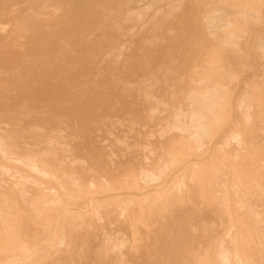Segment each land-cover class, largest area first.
Returning <instances> with one entry per match:
<instances>
[{
    "label": "bare ground",
    "instance_id": "obj_1",
    "mask_svg": "<svg viewBox=\"0 0 264 264\" xmlns=\"http://www.w3.org/2000/svg\"><path fill=\"white\" fill-rule=\"evenodd\" d=\"M59 8L8 33L32 66L0 98V264H264V28L150 43Z\"/></svg>",
    "mask_w": 264,
    "mask_h": 264
},
{
    "label": "rangeland",
    "instance_id": "obj_2",
    "mask_svg": "<svg viewBox=\"0 0 264 264\" xmlns=\"http://www.w3.org/2000/svg\"><path fill=\"white\" fill-rule=\"evenodd\" d=\"M29 1L37 2V0H0V36L3 38H0V98L3 96L4 91L8 89L11 90L14 85L16 86H14L16 90L13 88L11 91H22L27 89L23 81L25 82L24 75L26 73L30 74L31 72V69L28 68L32 66V58L30 60L26 59V51L22 52V50L25 49L19 48L16 44L10 45L11 40L9 39L8 33H11L10 31L13 30L15 32L12 31V34L15 35L16 33L18 34L17 31L24 30V27H27L26 29L29 27L27 33H24L26 29L23 32L24 35H29L30 32L35 35L39 34L38 31H36V23L34 22L41 23L42 18H44L42 14L33 15L32 19L34 22L32 20L30 24L24 21V9ZM257 2L263 6L262 11L256 13L255 18H253L256 21H251L248 26L243 24V21L247 18L237 13L238 8H230L225 0H55V3L60 5L58 12H56L58 17H51L50 19H52L54 25L58 22L57 26L70 27L77 32L76 34L80 35H90L94 30H96L97 34H101L102 31L104 32L106 29L116 31L121 29L122 26H125L128 28L130 34H136L137 36L143 32V34L140 35L148 37L147 39H138V41H151L150 43H177L181 39L175 36L186 34L194 37L188 39L189 43H194L212 41L207 38V35L211 34L215 29H218L220 25L229 24L231 27H236L238 25L239 27L237 26L236 28L240 30L247 29L253 32H256L259 28H264V0H257ZM218 4H220L219 9L225 11L218 19L220 22L215 18V15H210L211 11L216 9ZM50 8L52 7L47 6L44 11ZM12 21L13 25L11 24ZM17 21L20 22L18 23ZM43 21H46V19L44 18L42 22ZM213 21L216 22L213 24ZM26 24L29 26H26ZM17 28L19 29L17 30ZM235 31L237 32L238 30L236 29ZM19 33V36L23 35L22 32ZM70 34L73 35V31H71ZM203 36L205 38H203ZM21 38L22 37H20V39ZM244 40L246 41L248 39L244 38ZM252 40L251 38L248 41ZM39 41L41 42L42 40ZM30 46L32 47L33 44ZM9 51L12 52L10 53ZM33 51L34 50H31L32 57ZM17 52H21L19 53L21 56L24 53L23 57L18 55ZM39 53L43 52L39 51ZM12 55L14 56L12 57ZM8 56H11V59L8 58ZM9 59L18 61L14 60L9 63V65L11 63L14 65L13 68L7 65L8 63L6 61L9 62ZM19 62H21V66ZM17 65L19 68L16 67ZM7 66H9L10 69ZM14 68H16L17 71H14ZM4 70L5 73L8 72L5 76ZM10 80L11 82L13 81L12 84L8 86L9 88L5 87L7 82L10 83Z\"/></svg>",
    "mask_w": 264,
    "mask_h": 264
}]
</instances>
